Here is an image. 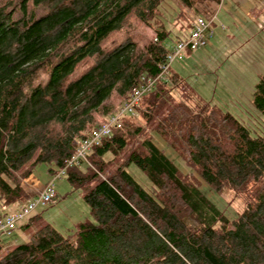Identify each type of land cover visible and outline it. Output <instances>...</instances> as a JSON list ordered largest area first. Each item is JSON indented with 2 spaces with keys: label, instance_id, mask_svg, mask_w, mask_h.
<instances>
[{
  "label": "trees",
  "instance_id": "16d2710c",
  "mask_svg": "<svg viewBox=\"0 0 264 264\" xmlns=\"http://www.w3.org/2000/svg\"><path fill=\"white\" fill-rule=\"evenodd\" d=\"M167 1L0 0L2 205L34 198L23 181L37 165L46 163L55 175L135 87L159 74L171 38L162 10ZM173 1L180 11L172 41L198 16L210 19L222 2ZM183 14L188 18L179 23ZM182 84L175 72L157 81L122 127L93 148L89 164L67 168L64 176L76 188L98 178L84 193L94 222L67 232L43 224L0 264H264V133L253 134L190 87L189 98L157 119ZM144 102L150 135L127 120ZM253 104L264 113V74ZM131 164L149 184L134 176ZM202 181L218 194L242 197L245 209L231 218L201 189ZM40 217L30 215L20 228ZM4 242L0 236V251Z\"/></svg>",
  "mask_w": 264,
  "mask_h": 264
},
{
  "label": "rangeland",
  "instance_id": "374dc122",
  "mask_svg": "<svg viewBox=\"0 0 264 264\" xmlns=\"http://www.w3.org/2000/svg\"><path fill=\"white\" fill-rule=\"evenodd\" d=\"M177 5V2L168 0L162 7L166 25L171 29V38L166 41L169 49L173 47L172 37L174 38L177 33L174 24L180 11ZM184 14L179 23H185L188 18ZM217 24L224 29L221 30L219 27L215 29V34L211 36L209 42L211 45L208 44L193 53L187 51L182 58L171 65L170 72L177 73L186 85H179L177 94H174L175 98L171 99V103L165 110L160 111L156 118L164 116L179 100L189 98L190 87L205 101L235 115L251 128L253 134H263L264 113L256 110L253 104V92L261 75L264 74V0H222L218 7L215 25ZM176 82L178 80H172L174 87ZM146 105L144 102L140 112L127 120L134 126L144 127L147 135H150V125H147L149 123L142 113ZM128 151L120 158L114 159L105 171L100 172L99 178L109 176ZM166 151L176 163L184 166L179 155L167 147ZM130 170L143 184H149L145 173L135 164L130 165ZM53 178L54 175L49 172L48 165L41 163L23 182L27 191L33 195ZM97 180L98 178L91 181L87 187L76 188L66 176L56 179L54 187L57 195L54 201L38 206L32 213L33 216L40 214V219L34 220L33 225L26 232L18 227L9 236L1 235L5 242L0 257L11 248L9 243L13 242L16 245L27 240L29 235L43 224L51 223L61 232H67L76 228L81 222H94L90 207L84 199V193ZM200 187L231 218L236 217L246 207L244 199L232 191L218 194L205 181H202ZM17 206L19 205L5 206L0 202V215L17 210Z\"/></svg>",
  "mask_w": 264,
  "mask_h": 264
},
{
  "label": "built area",
  "instance_id": "2783aa9c",
  "mask_svg": "<svg viewBox=\"0 0 264 264\" xmlns=\"http://www.w3.org/2000/svg\"><path fill=\"white\" fill-rule=\"evenodd\" d=\"M218 12L210 19L198 16L192 29L182 38L175 41L173 47L169 49L167 60L160 65V72L157 76L146 79L141 86L135 87L127 102L122 103L115 114L94 129L90 136L79 143L75 154L67 160L66 165L61 168L54 178L44 187V189L34 198L21 205L16 211L0 217V236L11 235L17 225L32 215L33 211L40 205L52 203L57 193L55 190V180L62 178L67 168L73 165L90 163L89 154L95 146L113 134L114 129L123 125V119L128 114L135 113V107L139 105L142 97L155 89L159 80H165L170 74L171 65L179 58H182L187 51H196L206 47L213 34V25L217 21Z\"/></svg>",
  "mask_w": 264,
  "mask_h": 264
},
{
  "label": "crops",
  "instance_id": "0c3cea01",
  "mask_svg": "<svg viewBox=\"0 0 264 264\" xmlns=\"http://www.w3.org/2000/svg\"><path fill=\"white\" fill-rule=\"evenodd\" d=\"M215 24H216V23H215ZM218 27L221 28V30L224 29L223 26L220 27L218 24H217V25H213V34H215V29L218 28ZM213 34H212V35H213ZM210 39H211V38H210ZM174 43H175V41H174ZM174 43H173V44H174ZM209 45H211V43H209ZM196 51H197V50H196ZM196 51H191V53L196 52ZM203 51H204V50H203ZM191 55H192V54H191ZM175 74H177V73H175ZM43 189H44V188H41L38 192H36V194H33V197H34L35 195L37 196V195H38ZM25 203H26V202H25ZM23 204H24V203H22L21 205H23ZM21 205L17 206L16 209H18ZM14 211H16V210H14ZM14 211H11V212H14ZM11 212L3 213L2 215H0V217L6 215V214H8V213H11ZM26 221H27V220H25L22 224L26 223ZM22 224H19L18 227H20ZM18 227H17V228H18ZM22 230H24L25 232L27 231V230L24 229V228H22ZM29 236H30V235H29ZM9 245L12 247V246H14L15 244H14L13 242H11V243H9Z\"/></svg>",
  "mask_w": 264,
  "mask_h": 264
}]
</instances>
